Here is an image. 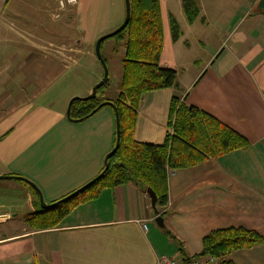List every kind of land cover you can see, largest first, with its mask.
<instances>
[{
    "label": "crops",
    "instance_id": "crops-1",
    "mask_svg": "<svg viewBox=\"0 0 264 264\" xmlns=\"http://www.w3.org/2000/svg\"><path fill=\"white\" fill-rule=\"evenodd\" d=\"M258 1L159 0V64L176 70V85L144 93L133 129L135 140L163 142L172 133L168 119L176 97L244 136L248 146L168 169L167 203L158 210L163 227L135 181L102 188L53 226L33 227L27 218L40 208L36 191L20 179H0V264H156L162 254L182 259L199 253L203 237L216 229L243 227L264 237V11ZM12 2L26 4L0 0V14ZM76 2V27L84 37L75 38V46L92 43L124 18V0ZM172 18L179 27L176 39ZM23 31L27 34L12 31L9 39L19 67L14 70L0 57V96L9 106L0 112V175L30 180L51 203L100 172L114 145L115 115L105 105L74 121L66 116V100L17 98L16 92L43 91L60 74L52 67L50 35ZM114 44L109 56L120 63L124 48L121 41ZM91 64V79L74 93L88 94L101 78L103 71ZM119 84L110 85L111 95L103 97L114 99ZM207 257L212 256L200 259ZM227 258L233 264H264V243L233 250Z\"/></svg>",
    "mask_w": 264,
    "mask_h": 264
},
{
    "label": "trees",
    "instance_id": "trees-1",
    "mask_svg": "<svg viewBox=\"0 0 264 264\" xmlns=\"http://www.w3.org/2000/svg\"><path fill=\"white\" fill-rule=\"evenodd\" d=\"M129 3L130 18L126 26L114 35L124 48L120 57L122 68L118 94L114 99L95 96L88 100H74L69 112L70 120L80 121L103 107L93 111L102 101H112L119 118V146L107 159V169L94 184L68 201L47 209L40 207L29 215L27 222L33 227L53 226L78 202L93 198L102 188L129 181H135L145 190L151 187L157 196V210H160L168 198V169L188 167L206 158L248 146L244 136L193 105L179 104L176 97L171 100L168 119L172 133H166L161 143L134 139L133 129L142 96L148 91L176 85L177 73L174 68L159 64L163 45L159 0H129ZM188 4L185 2L184 6L190 15L191 5ZM171 29L173 39H176L179 27L174 18L171 19ZM107 84L108 81L97 92ZM115 141L116 130L114 144ZM104 167L105 163L100 172ZM261 243H264V237L254 230L220 228L203 237L199 253L183 255L181 260L184 264H193L194 259L209 255L215 258L216 264H233L227 258L231 251Z\"/></svg>",
    "mask_w": 264,
    "mask_h": 264
},
{
    "label": "rangeland",
    "instance_id": "rangeland-1",
    "mask_svg": "<svg viewBox=\"0 0 264 264\" xmlns=\"http://www.w3.org/2000/svg\"><path fill=\"white\" fill-rule=\"evenodd\" d=\"M24 3L15 2L8 3L5 6L4 11L0 14V57L6 56L5 63L12 62V67L16 70L17 66L13 62L17 57L14 51L11 50V44L9 39L13 37L12 31H17L21 34H27V32L36 33L45 36L50 35L52 40L51 47V59L52 67H58L60 70L59 76H53L51 81L47 83V86L43 91H26L16 92L17 98L20 100L29 99L32 102H42L45 100L59 102L66 100L67 103L72 96H85L76 94L83 89V85L91 79L89 72L94 69L95 62L97 69L102 72V66L94 54V41L90 44L82 43L75 46V38L83 39L84 35L81 30L76 27V21L78 17V11L76 10V0H24ZM123 3V0H122ZM124 8V7H123ZM30 25L25 29L23 26ZM118 26V25H117ZM116 26V27H117ZM23 27V29H22ZM115 28V27H114ZM113 28V29H114ZM110 29L108 31H111ZM106 31V32H108ZM105 32V33H106ZM59 42V44L54 42ZM118 39L114 36L106 38L101 43V53L107 59V66L109 64L108 84L103 86L100 91L96 93L97 97L103 96L105 93L111 95L113 87L118 84L121 74V64L119 59L111 61L109 51L114 43H117ZM18 45V44H17ZM77 61V65L73 63ZM19 64V62H18ZM22 66V65H21ZM16 67V68H15ZM76 70V74H71L72 70ZM19 79L21 77H18ZM30 90L31 87H28ZM3 98L0 96V112H5L6 108L3 106ZM109 107V106H108ZM40 204V203H39ZM39 208V207H38ZM40 209V208H39Z\"/></svg>",
    "mask_w": 264,
    "mask_h": 264
},
{
    "label": "water",
    "instance_id": "water-1",
    "mask_svg": "<svg viewBox=\"0 0 264 264\" xmlns=\"http://www.w3.org/2000/svg\"><path fill=\"white\" fill-rule=\"evenodd\" d=\"M124 4H125V12H124V18L122 20V22L115 27L113 30L108 31L106 33H103L101 35H99L97 37V39L95 40L94 43V54L96 56V58L98 59V61L100 62L102 69H103V73L101 78L91 87L90 92L85 95V96H72L68 103H67V107H66V116L69 118V112H70V106L71 103L74 100L77 99H82V100H88L90 98H93L96 96L97 90L108 81V66L102 56L101 53V43L104 39L109 38L111 36L116 35L117 33H119L127 24L129 18H130V3L129 0H124ZM258 9L261 11H264V0H259L258 1ZM110 106L113 109L114 115H115V127H116V141L114 146L110 149V151L105 155L104 157V163H105V167L104 169L99 172L95 177H93L92 179H90L89 181H87L86 183H84L83 185H81L80 187H78L77 189H75L74 191L66 194L65 196L61 197L60 199H57L56 201L52 202V203H46L41 196V193L39 191V189L36 187V185L34 183H32L30 180L22 177V176H18V175H0V179L3 178H16V179H20L22 181H24L25 183L29 184L31 187H33V189L36 191V193L38 194L39 197V203H40V207L42 209H47L50 208L52 206H55L58 203H62L65 201H68L69 199L75 197L76 195H78L80 192L84 191L85 189H87L88 187H90L92 184H94L105 172V170L108 167L107 164V159L113 155L115 153V151L117 150L118 146H119V140H120V133H119V118H118V114L116 111V106L115 104L110 101V100H104L102 101L97 108L93 109V111H96L99 107L101 106ZM146 193L148 194L149 198H150V203H151V207L154 211V213L156 214L155 217V221L156 223L163 227L164 226V222H163V217L159 214L157 207H156V203H157V196L156 193L154 192V190L151 187H147L146 188Z\"/></svg>",
    "mask_w": 264,
    "mask_h": 264
},
{
    "label": "built area",
    "instance_id": "built-area-1",
    "mask_svg": "<svg viewBox=\"0 0 264 264\" xmlns=\"http://www.w3.org/2000/svg\"><path fill=\"white\" fill-rule=\"evenodd\" d=\"M214 261L213 257H207L206 260L202 261L200 258L193 260V264H212ZM156 264H184L181 259L165 254L156 257Z\"/></svg>",
    "mask_w": 264,
    "mask_h": 264
}]
</instances>
